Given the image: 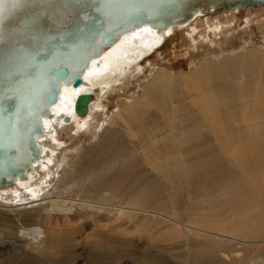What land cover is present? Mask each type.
Listing matches in <instances>:
<instances>
[{"label":"bare ground","instance_id":"1","mask_svg":"<svg viewBox=\"0 0 264 264\" xmlns=\"http://www.w3.org/2000/svg\"><path fill=\"white\" fill-rule=\"evenodd\" d=\"M250 2L0 0V197L14 203L1 220L15 249L28 254L25 263H40L59 244L64 251L88 249L95 236L107 246L97 252L99 259L116 260L123 245L145 233L148 243L166 242L170 256L190 254L193 264H264V200L254 179L264 170L239 162L249 152L262 159L264 152L259 156L250 145L237 156L229 151L233 136L249 135L253 126L235 125L232 111L244 97L253 107L256 92L264 102V43L223 51L187 74L154 68L148 76L141 65L205 10L264 5ZM140 10L157 23L135 27L128 18ZM93 18L99 22L94 28ZM111 30L115 39L105 46L104 31ZM59 64L79 71L83 83L75 88L72 80H57L52 68ZM55 87L58 98L51 104L48 92ZM116 87L126 96L109 116L104 98ZM87 93L96 98L80 115L75 104ZM9 102L15 104L12 114L5 110ZM97 109L103 119L93 124ZM253 114L264 120V111ZM78 119L86 138L55 159L54 173L55 156L48 153L58 151L57 129ZM256 123L264 133V124ZM38 168L39 181L22 186ZM210 200L232 206L235 216L207 208Z\"/></svg>","mask_w":264,"mask_h":264},{"label":"rangeland","instance_id":"2","mask_svg":"<svg viewBox=\"0 0 264 264\" xmlns=\"http://www.w3.org/2000/svg\"><path fill=\"white\" fill-rule=\"evenodd\" d=\"M260 43H264V5H254L251 7L241 8L239 10L229 11L207 9L202 13V16L193 20L190 25L185 28L178 29L168 36L166 41H164L160 47L142 60L141 65L148 73V76L153 74L152 69L154 68L181 71L182 73L187 74L192 65L198 62H203L211 57H215L214 55L218 56L222 54L223 51L225 54H231L234 49L240 46H253ZM166 66H169V68H166ZM126 82H128V80ZM122 93L123 90H119V87H116L115 90L112 91L111 97L107 99L104 98V105L105 107H108L107 114L109 116L117 108V101L120 99L122 100L126 96L125 94L123 97V95H121ZM95 98L96 97L93 94L91 102H93V100L95 101ZM249 99L250 97L242 98V104L232 111L233 114L238 117L235 125L245 123L253 124L252 127H247L249 135H234L232 141L226 140L223 136L224 143H228L230 141L229 143L232 144L229 151H233L235 156L240 153H246L248 145H250L251 148H254L256 154L259 156H262L264 152V133L257 131L258 124L256 123L262 122V124H264V120L263 118L257 117L253 114L264 111V102L260 97V92H256L254 94L256 103L253 107L248 106ZM97 110H95L93 114V124L96 123V121L103 119L102 116L104 112L102 109ZM210 119L212 118L210 117L209 120ZM216 121L222 124L221 120L216 119ZM78 123L79 119L65 126V128L61 127L57 129L56 136L58 138V151L55 153L53 148H50L48 153L51 157L55 156V165L53 167L54 173L59 164L55 161V159L60 158L64 152L81 146L86 138V132H79L77 127ZM230 147L226 146L224 150H227ZM251 157L252 153L249 152L248 159L239 160L240 165L249 160V163L253 165L252 168L264 170V158L261 159L258 157ZM38 169L39 172H37V170L34 171L31 176L28 175L26 179L22 181V186L26 183L32 184L39 181L43 174L41 168ZM44 172L46 173V170ZM54 176L52 179H55L56 176ZM254 177L256 184L258 185V188L256 189L261 191V195H259V197H262L264 200V175H255ZM5 189L16 190L18 188L15 185L6 187ZM209 192H211V190H209ZM5 196L7 197L8 195L6 194ZM251 199H254V197ZM29 200L30 199L27 201ZM11 204L13 205L14 203H9L6 199L0 197V264H28L25 263V261L28 260V258H26L28 257V254L26 255L22 251L15 249L14 244L11 242L12 239H10L12 237H8L6 228L2 227V223H4V221L1 220L4 215L2 214V211L8 209V206ZM210 204L215 206L214 202L211 200L205 203L207 208H209L208 206ZM227 208H230V210L226 211ZM232 209V206L228 205L222 207L215 206V211H213L225 216H235ZM93 230L94 228L90 226L88 228L89 234H92ZM134 236V244L129 247L123 245L121 250L123 252L121 254L119 253L120 258L116 260L113 259L106 261L105 259H99L102 255L97 252L105 249L107 246L104 239H99L95 236L90 238L92 247L88 245V249H83L81 245V247L77 249L64 251L62 244H59L58 246L56 245L57 248L53 251L55 253L46 254V258L44 257V260L40 261L38 264H165L161 261L162 257L167 259V264H193V261L190 260L192 257L189 256L190 254L188 253L186 254L183 252L184 255H187L186 257L179 256L181 253L180 251L176 252L177 254H175V256H170L167 250L163 247L166 242L163 241L165 243L163 244V242L158 238H154L150 241V243H148L145 233L135 234ZM62 251H64V253H62ZM262 252L264 251L260 250V253ZM20 253L22 255H20ZM242 253L250 254L251 250H243ZM201 264L206 263L202 262Z\"/></svg>","mask_w":264,"mask_h":264},{"label":"water","instance_id":"3","mask_svg":"<svg viewBox=\"0 0 264 264\" xmlns=\"http://www.w3.org/2000/svg\"><path fill=\"white\" fill-rule=\"evenodd\" d=\"M250 3L251 4H264V0H251ZM165 6L167 8H173L174 3H166ZM128 20H131V22H133L135 27H138L141 23H144V22H152L153 24H156L158 21L157 17H149L147 16V14H145L143 10H140L139 12L131 15L128 18ZM165 22L168 23L169 21L167 20ZM98 23L99 22L95 18H93L92 20L93 28ZM123 26H124V23H122L119 26L121 30L124 28ZM104 32L105 33H104V36L102 37V43L105 44L106 46L114 41L115 33L113 30L104 31ZM81 37L82 36H78L77 38H81ZM95 51H96V54L98 55L101 54L102 52L101 44L99 43L96 44ZM52 74L57 80H59L60 78L72 80V84L75 88L79 87L83 83V77L81 73L79 71L73 72L72 70H70V68L67 65L59 64V66L52 68ZM92 96L93 95L89 93L79 95L76 101V104H75V110L78 114L80 115L86 114L88 110V103L91 100ZM57 98H58L57 88L55 87V88L50 89L48 92V97H47L48 101L52 104L57 100ZM14 109H15L14 102H9L5 107V110L7 111V113H11V114L13 113ZM39 130H41V128H39ZM31 148L34 151V153L39 152V148L35 144H31ZM7 182H10V181L6 180L5 178L2 179L3 184H6Z\"/></svg>","mask_w":264,"mask_h":264}]
</instances>
